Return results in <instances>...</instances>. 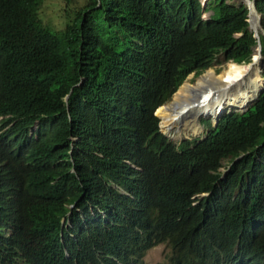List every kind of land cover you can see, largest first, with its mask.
<instances>
[{
  "label": "trees",
  "instance_id": "16d2710c",
  "mask_svg": "<svg viewBox=\"0 0 264 264\" xmlns=\"http://www.w3.org/2000/svg\"><path fill=\"white\" fill-rule=\"evenodd\" d=\"M43 2L0 0V264H144L160 243L168 264H264V88L202 136L159 125L189 74L259 43L264 77L247 4L80 0L56 29Z\"/></svg>",
  "mask_w": 264,
  "mask_h": 264
},
{
  "label": "bare ground",
  "instance_id": "6f19581e",
  "mask_svg": "<svg viewBox=\"0 0 264 264\" xmlns=\"http://www.w3.org/2000/svg\"><path fill=\"white\" fill-rule=\"evenodd\" d=\"M250 18L252 29L259 33V18L253 9ZM257 53V51L254 53L253 58L256 59L255 63L229 62L221 73H215L209 68L194 84L189 82L184 86L182 84V88L179 87L181 89L177 90L172 101L175 115L166 126H179L184 120L189 119L193 131L196 132L200 123L197 119L200 115L217 114L226 106L242 107L246 101L255 97L263 85ZM161 109L164 113L167 112V105H162Z\"/></svg>",
  "mask_w": 264,
  "mask_h": 264
},
{
  "label": "rangeland",
  "instance_id": "374dc122",
  "mask_svg": "<svg viewBox=\"0 0 264 264\" xmlns=\"http://www.w3.org/2000/svg\"><path fill=\"white\" fill-rule=\"evenodd\" d=\"M79 1L80 0H69V1L67 0H44L41 6V10H40V16L44 20L45 23L55 27L56 29H62V27H65L68 19L70 20L75 15L76 9L78 7L77 4ZM207 1L208 0H203V4H206ZM231 2H244L245 3L244 0L243 1L242 0H231ZM229 62H233V61H229ZM229 62L216 63L215 65L212 66V68L210 67V69H212L213 72L215 73H221V71L227 66ZM259 64L258 65L260 69L261 81L263 83V75L261 71L262 70L261 60L259 61ZM208 70L209 68L206 69L204 72H202L199 76H196L195 73H191L182 83L183 86L186 84V82L194 84L196 79L202 75H205ZM181 88H178V89L180 90ZM177 90L174 92L171 98L165 104H163L164 106L167 105V112L165 113L167 114L169 118L168 124L173 119V116L175 115L174 110L172 108V101L174 100L175 93L177 92ZM257 94L255 96H257ZM224 110L226 112H229L231 110H236V109L232 106L231 107L226 106ZM155 115L159 116L156 112H155ZM216 115L217 114L200 115L197 119L198 122L200 123H199V127L196 132L193 131L191 122L188 121L189 119L184 120L181 124H179V126H175V127H167L163 121L164 123V127H163L161 124V118H160V124H159L160 130L162 131L163 134L167 135L174 142H179L185 138L202 136L204 132L209 128L210 124L212 125L215 124ZM170 251H171V248L168 243L158 244L157 246L151 248L147 252L144 258L145 264H158V263L168 264V255L170 254Z\"/></svg>",
  "mask_w": 264,
  "mask_h": 264
},
{
  "label": "water",
  "instance_id": "95a60500",
  "mask_svg": "<svg viewBox=\"0 0 264 264\" xmlns=\"http://www.w3.org/2000/svg\"><path fill=\"white\" fill-rule=\"evenodd\" d=\"M245 1V3L247 4V6H248V8H249V19H248V21H249V28L250 29H252V27H251V21H250V15H251V9H253L254 11H255V13L258 15V18H259V25H260V29L264 32V29H263V26H262V24H261V15L258 13V11L256 10V4H255V0H244ZM253 31H254V36L255 37H257V38H259V33L258 32H256V30H254V29H252ZM261 49H262V47H261V44L259 43L258 44V48H257V54H258V59L257 60H261L262 61V53H261ZM253 58H254V55L252 56V60H253ZM256 59H254L253 61H251V62H248V63H255L256 61H255ZM262 71V70H261ZM264 88V77H263V85H262V87L260 88V90H259V92L262 90ZM248 104V103H247ZM247 104H244L242 107H235V106H232V107H234V108H236V109H244L246 106H247ZM176 107L178 108L179 107V105H176ZM225 112V110H223V111H219L218 113H217V115H216V122H215V126H217V124H218V121H219V119H220V117H221V115L223 114ZM64 222H65V219H63V224H62V228L64 227ZM63 235V234H62Z\"/></svg>",
  "mask_w": 264,
  "mask_h": 264
},
{
  "label": "clouds",
  "instance_id": "9594fccd",
  "mask_svg": "<svg viewBox=\"0 0 264 264\" xmlns=\"http://www.w3.org/2000/svg\"><path fill=\"white\" fill-rule=\"evenodd\" d=\"M253 55H254V54H253ZM251 61H252V60H251ZM251 61H250V62H251ZM228 62H229V61H228ZM189 75H190V74H189ZM189 75H188V76H189ZM183 82H184V81H183ZM181 85H182V84H181ZM181 85H180V86H181ZM180 86H179V87H180ZM179 87H178V88H179ZM258 93H259V92H258ZM173 94H174V93H173ZM257 95H258V94H257ZM255 98H256V96L253 97L252 99L248 100L245 104L250 103V102H251L253 99H255ZM161 106H162V105H161ZM242 106H243V105H242ZM159 107H160V106H159ZM159 107H158V108H159ZM158 108H157V109H158ZM157 109H156V111H157ZM235 109H236V108H235ZM156 111H155V112H156ZM222 111H223V110H222ZM225 112H226V111H225ZM225 112H224V113H225ZM158 117H159V116H158ZM159 118H160V117H159ZM215 121H216V120H215ZM214 125H215V124H214ZM179 142H180V141H179ZM179 142H178V143H179ZM64 223H65V222H64ZM62 234H63V233H62ZM160 244H161V243H160ZM156 246H157V245H156ZM154 247H155V246H154ZM145 256H146V255H145ZM144 258H145V257H144ZM144 264H145V261H144ZM158 264H162V263H158Z\"/></svg>",
  "mask_w": 264,
  "mask_h": 264
}]
</instances>
